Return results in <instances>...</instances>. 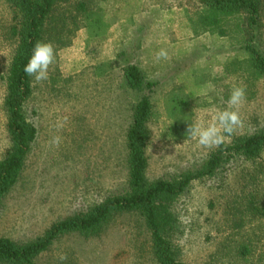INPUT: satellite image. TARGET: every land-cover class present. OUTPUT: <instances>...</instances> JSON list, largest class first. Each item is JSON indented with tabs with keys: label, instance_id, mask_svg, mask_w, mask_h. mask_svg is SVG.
Returning a JSON list of instances; mask_svg holds the SVG:
<instances>
[{
	"label": "rangeland",
	"instance_id": "1",
	"mask_svg": "<svg viewBox=\"0 0 264 264\" xmlns=\"http://www.w3.org/2000/svg\"><path fill=\"white\" fill-rule=\"evenodd\" d=\"M82 1L90 17H100L106 26L93 36L80 15L75 22L67 19L60 40L51 42L56 61L49 79L34 83L31 78L25 106L36 137L0 210V237L17 243L36 238L51 224L125 189L124 134L136 95L123 84L121 67L131 61L153 83L144 148L149 180L191 169L215 150L189 139L186 130L202 109L210 115L211 110L227 107L234 83L246 87V101L239 108L243 123L225 144L264 127V82L241 67L234 38L199 31L198 0ZM10 17V9L0 0L2 100L3 78L14 50ZM261 19L257 47L264 53V9ZM228 23L230 30L232 22ZM192 24L197 28L194 33ZM137 25L142 30L151 25L149 32L136 34L142 44L156 45L153 61L134 63L130 56L119 55V29L126 35ZM160 49L167 50V60L156 59ZM63 118L67 123L58 130L55 125ZM4 125L0 104V147ZM56 135L62 143L50 147L48 142ZM4 153L0 151V158ZM223 166L213 177L190 182L169 204L174 219L169 238L177 259L184 264H264V151L260 159ZM240 246L246 251L243 256L237 252ZM60 252L67 260L57 258ZM35 264L156 263L144 222L132 211L115 214L94 236L58 237Z\"/></svg>",
	"mask_w": 264,
	"mask_h": 264
},
{
	"label": "trees",
	"instance_id": "2",
	"mask_svg": "<svg viewBox=\"0 0 264 264\" xmlns=\"http://www.w3.org/2000/svg\"><path fill=\"white\" fill-rule=\"evenodd\" d=\"M2 1L10 9L8 31L14 41V50L3 78L5 93L2 111L11 147L0 158V210L4 197L20 178L36 137V129L28 118L25 106L31 95V77L23 71L35 43H57L66 20L70 18L75 22L78 15L89 35H99V31L106 26L100 17H90L82 0L74 6L68 4L70 0ZM198 3L200 13L195 23L199 31L234 38L237 45L235 52L242 56L241 67L264 82V53L257 47L264 0H198ZM60 7H64L63 11L57 12ZM228 21L232 22L230 30ZM191 27L193 33L197 31L194 24ZM121 75L125 87L136 95L124 134L125 189L85 211L51 224L40 236L26 242L17 243L0 237V264H35L36 257L58 237L70 233L94 236L115 214L132 211L142 218L148 231L155 263L184 264L177 259L176 248L169 238L174 225L168 210L170 202L185 192L190 182L215 176L228 162L260 159L264 151V127L220 145L191 169L166 179H147L144 148L148 141L147 123L152 115L149 95L153 83L145 79L136 65L129 63L121 67ZM237 252L243 256L246 251L240 246Z\"/></svg>",
	"mask_w": 264,
	"mask_h": 264
},
{
	"label": "clouds",
	"instance_id": "3",
	"mask_svg": "<svg viewBox=\"0 0 264 264\" xmlns=\"http://www.w3.org/2000/svg\"><path fill=\"white\" fill-rule=\"evenodd\" d=\"M168 52L160 49L156 53L157 60H167ZM56 53L51 42L37 41L33 47L32 54L27 63L24 65L23 71L26 76L31 77L34 83H40L49 79V69L55 64ZM246 101V87L243 84H233L230 96L227 100V107L224 109L201 110V115L188 125L187 137L195 140L198 145L206 149L218 148L224 144L226 139L234 133L238 128L242 127V119L239 108ZM3 100L0 99V104ZM67 118L58 120L55 127L60 130L65 127ZM50 147L58 148L62 143V137L53 136L48 142ZM11 147V142L5 138L0 151H4ZM60 261L67 260V254L64 252L57 253Z\"/></svg>",
	"mask_w": 264,
	"mask_h": 264
},
{
	"label": "crops",
	"instance_id": "4",
	"mask_svg": "<svg viewBox=\"0 0 264 264\" xmlns=\"http://www.w3.org/2000/svg\"><path fill=\"white\" fill-rule=\"evenodd\" d=\"M130 26L131 25H129L128 27ZM150 27L151 25H147V28L145 29L146 32H149ZM141 30H142V27L137 25L133 27L131 30H129L128 28L127 34L123 35V29H119V55L130 56V58L134 60L133 61L134 63H138V62L146 63V62L153 61L152 59H150V57L152 56V51H154L156 47V45L154 44L153 46H151L152 43L150 45L141 43L142 38L140 37L139 34H136V33H140ZM145 30H142V31H145ZM131 31H133L134 33H131ZM140 54L145 56V58L142 59V61H140V59L138 58ZM131 64H132V61H131ZM137 67L141 69L139 65H137Z\"/></svg>",
	"mask_w": 264,
	"mask_h": 264
}]
</instances>
